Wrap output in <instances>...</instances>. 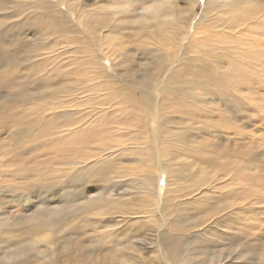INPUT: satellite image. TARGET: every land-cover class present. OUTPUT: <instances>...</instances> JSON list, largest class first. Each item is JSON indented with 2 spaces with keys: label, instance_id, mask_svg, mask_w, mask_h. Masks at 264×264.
<instances>
[{
  "label": "rangeland",
  "instance_id": "obj_1",
  "mask_svg": "<svg viewBox=\"0 0 264 264\" xmlns=\"http://www.w3.org/2000/svg\"><path fill=\"white\" fill-rule=\"evenodd\" d=\"M19 1L24 8L31 0ZM169 1L187 4L146 0L144 6L165 7ZM205 1L198 0L194 9L195 20L205 15L206 20L190 31L196 45L175 73L176 92L168 97L173 104L165 108L157 132V141L162 131L168 136L160 145L166 154L162 151L158 160L163 172L154 206L146 189L152 190L155 183H141L144 178L155 182L157 157L124 148L139 142L128 136L137 131L135 118L145 109L131 103L139 96L132 80L156 63L166 65L169 57L165 49L155 47L168 39L164 33L140 23L145 10L140 1L67 0L74 6L67 15V26L73 28L57 45L53 37L43 35L60 7L46 9L45 15L53 14L43 30L24 31L20 48L10 50L7 59L0 55V264H164L156 258L152 242L165 222L168 230L158 242L168 264H264V36L241 37L250 44H242L245 50L253 54L244 51L245 61L243 53L229 56V47L220 46V23L209 25L212 14L204 12ZM112 2L121 11L112 18L115 28L104 18L107 11L96 12V6ZM6 14L0 10V30L13 20ZM262 15L256 20L264 22ZM32 16L37 23L47 18L42 12ZM84 16L93 23L102 17L111 32L101 28L93 37L83 34L79 22ZM74 38L83 44L62 42ZM1 44L10 47L7 40ZM95 50L109 57L107 66L113 60L121 81L114 77L116 82L106 84L97 77L100 73L89 61ZM221 54L228 55L217 56ZM198 57L207 59L205 73L192 64ZM242 69L245 79L234 72ZM193 81L205 90L218 87L234 99L240 97L235 106L239 115L224 110L218 98L196 92ZM208 108L218 112L204 117ZM203 118L211 129H196L193 121ZM91 132L100 136L92 144L76 141L78 150L70 144L74 136ZM124 136L127 142L121 141ZM148 138L140 142L145 147L153 142ZM67 143L73 147L65 153ZM104 145L106 151L88 158Z\"/></svg>",
  "mask_w": 264,
  "mask_h": 264
},
{
  "label": "bare ground",
  "instance_id": "obj_2",
  "mask_svg": "<svg viewBox=\"0 0 264 264\" xmlns=\"http://www.w3.org/2000/svg\"><path fill=\"white\" fill-rule=\"evenodd\" d=\"M65 1L67 0H55V1H52L51 2L52 4H51L50 2H47V1L44 2L42 0H31L30 2H24L26 7L23 8V6H21V1L19 0H0V10H2L3 12H7V14L5 15L7 16V18L9 17L13 19L11 21L10 27H3L4 29L0 30V42L5 43V40H7V42L10 43L9 44L10 47L7 46L6 48L2 44L0 45V55L2 56V59L5 60L11 55L10 50H18L20 48V44L23 43L22 33L24 31L33 30L36 33V31L38 32L39 30L40 31L43 30V28L46 26V24L50 20L49 17L53 14V12L50 11L51 13L49 16L45 15L44 13L47 11L46 9L60 7L61 11L59 12L55 11L56 15L55 16L53 15L55 18L53 25H51L50 29L47 30L45 34L43 35L45 36L44 37L45 39H49L50 37H53V39L51 40L53 41L52 44L57 45V40L60 37H63L64 35H66V33L70 29L73 28V26H69V25L67 26V22H68L67 15L70 12L72 13L74 11V6L70 2L65 3ZM136 1H140L139 3H142L143 6H144V3L146 2V0H136ZM183 1L184 3H187L183 7H180L178 2H175V1L174 2L169 1L165 7H162L160 5L152 6V7L142 6V9H145V10L143 12V15H140L139 17L140 18L139 21L141 24L143 25H145L146 23L152 24V26L150 27L152 29H155V32L157 30L162 35L164 33V36L168 38V39H162L163 42L160 41L159 43L155 45V47H158L157 49H165V52L169 54V57L165 63L166 65L156 63L153 67L151 68L148 67L141 75H139L137 78L132 80L133 82H135V86L138 87L139 89V94H138L139 96L137 100L132 101L131 103L136 102L138 106L145 108V109L144 111L143 110L141 111L142 115L139 114L140 116H137L135 118L136 122L134 124V128H136L137 131L135 133L132 132L131 133L132 135L128 136L129 138H131V141L138 140L139 142H137L134 146L124 147L125 149L132 152L133 154H142L143 152L145 153L148 152L151 158L157 157L155 159L156 161L153 162V165H154L153 169L156 170V172L158 173V176L155 179V182L153 181V179L149 180L147 178H144L143 182L141 183V185L144 184L147 187L148 186L150 187L152 186L153 183H155L153 184L152 190L149 189L150 190L149 191L148 188L146 189L149 195H151L152 197V200L154 202L153 206L154 204L159 203L158 194L155 197V192H156L155 190L159 189L158 188V185H160L159 184V174L161 175L163 172V168L161 169L160 167L161 163L158 160H159L160 155L166 154L165 148L160 145H162V140L166 139L168 136L167 131H162L159 136L160 139L159 141H157V136L159 135L157 132H158V129L161 127L160 121L165 119V115H164L165 108L173 104V100L172 99L169 100L168 97L172 96V94L176 92L174 90L176 86L172 87V85H175L174 83H172L173 80L175 81L178 78V75L175 73H177L176 71L178 70V67L180 66L181 62L188 56L186 55V53L187 52L190 53V51L196 45V42H194L192 39L193 36L190 37V31H196L197 27L202 25V19L206 17L205 15L201 18L199 17L200 18L199 20L196 19L198 21L195 20L194 9L198 6V0H183ZM260 1L262 4L260 3ZM205 2H206L204 5L205 7L203 9L204 12L210 11V15L212 14V17L209 16L211 17L209 19L210 23L208 22L209 25L215 28L214 25L220 23L219 28H221V32H223L222 40L220 41V46L223 47L222 45H227L229 47L228 48L229 56L231 55L240 56V54L243 53V56L245 57L243 61H245L247 58L244 55V51L247 53L248 56L250 55L252 56L253 54H251V52H248L249 50H245V48L243 47V45H250V44L245 43L243 41L244 39L242 40L241 37L242 38L250 37V36L255 37V35L264 36V22H261L260 20H256L258 19V16L260 18V16L264 13V10H263L264 0L263 1L262 0H206ZM252 3H255L256 5ZM117 9H119V6L116 5V7H114V2H112V4L106 3L100 6L99 5L96 6V12H99V10H104L103 12L107 11L106 16L105 17L103 16V17L106 18V21H108L109 24L111 22V24L113 25V28L117 26V23L115 21H114L115 23H113L112 18L116 14L121 12V11H117ZM25 10L29 11V13L24 12ZM33 12H36V14H39L42 12L43 16L47 17L46 20H41V22L37 23V20L35 18L33 20L34 16L31 17V13ZM253 13H255L256 15H253ZM19 17L21 19L19 21H15V19ZM98 18H100L101 20L96 19L95 23H93V21L90 20L89 17L84 16V18H82L79 22L80 29H81L80 32L88 36L90 35L91 37L95 36L97 33V30L99 31V29L101 28H108V30L111 32V29L109 28V26L107 24H104L105 22H103L102 17H98ZM2 24L3 22L0 23V25ZM237 28L238 30H236ZM187 35H189L188 39L186 38ZM69 39L65 41L64 39H62V42L68 45L71 44V42L73 44H79V45L80 43L83 44L82 39H79V38H74L72 40H69ZM249 39L250 38H248V40ZM183 41H186V42L183 44ZM12 43L14 44L12 45ZM165 45H167L166 48H165ZM89 48L90 50L92 49L91 47ZM201 50H202V46L199 47L198 52H200ZM171 53H174L173 57L170 55ZM228 54H221L217 56L226 57V55ZM256 54L257 53H255V55ZM90 57H91V59L89 60L90 66L92 67V69L100 73V75L97 77H102L103 79H105L107 81L106 84H108V82L109 83L116 82L115 80H113L114 77L118 79L117 82L121 81L122 76L120 74L116 76V73L114 72L113 60L110 59L112 62L111 67L106 65L105 62L109 60L108 59L109 57H107V55H105L104 53L100 51L95 50L94 55H93V51L90 53ZM204 58L205 57H203V59H200L198 57L192 61L193 65H195L197 68L202 69V73H205L208 70V67L205 65L207 59H204ZM160 60L161 59H159V61ZM197 61H201V63L197 64L196 63ZM217 67H218V70L222 69L219 65ZM231 68L235 69L237 68V66L231 65ZM245 71L246 69H242V70H237L234 72H236L237 77H239V75L240 77H242V74H243L244 79H245ZM222 80H224V78ZM191 84L194 85L195 87L194 90L196 92L199 91L200 93H205L204 97L206 98H209V97L218 98L219 101L223 103L224 110L232 109L233 111H235L237 115H239V110L235 106L240 104V100H241L240 97L236 96L239 100L234 99V97H232L230 93L226 92V90H218V87L217 88L212 87L214 89L212 91L205 90L200 85V83H198L197 81H193V83ZM191 84L189 85L190 87H192ZM245 84L246 83H242V86L244 87ZM189 86L183 85V88H187ZM240 89H241V86H237L235 88V91H239ZM188 91H189L188 89L186 91L182 90L183 93H186ZM69 93L70 92L66 94L67 97ZM122 98L123 97H121V99ZM130 98H131L130 96L124 97L125 100L130 99ZM226 104H228L229 107L226 106ZM215 107H216L215 109L220 110V107H217V106ZM215 109L214 108L205 109V111L203 112V116L204 117L205 115L206 117L211 116L212 114L209 115V112L210 113L218 112L217 110L215 111ZM186 119L187 120L185 121H191L190 118H186ZM148 121L151 126L148 124ZM193 122H194L193 124H197L199 126L196 128L197 130H200L201 128L211 129L212 127V125L206 123L207 121H205L204 118L198 119L197 121H193ZM147 124H148L149 130L144 129V127H146ZM227 131L228 130L227 129L225 130L223 127L220 128L221 133H228ZM148 132L149 134H147ZM106 133H108V129L106 130ZM237 134L239 135V132ZM148 135H150V138H148V140L153 141V142H150V144L147 147H145L140 142L145 138V136L147 137ZM98 136L99 135L96 136L92 132L85 136L82 135L81 137L80 135L79 137L78 135H76L71 139L70 144L74 146L76 141H80V140H82L83 145L88 144V143L92 144V142L98 139ZM125 136H127V134ZM125 136L123 137L124 139L121 140L122 142L124 141L127 142V140H129ZM99 139L102 141L104 137H101ZM155 141L159 146L155 145L154 143ZM70 144L68 145L67 143V146H65V153H68L70 149L73 147ZM123 145L124 143L119 144L120 147H122ZM139 146H141L142 148H139ZM73 148L78 150L76 146H74ZM94 150L96 151V153L92 155V157L88 156V158L97 157L96 155L97 153L102 154L103 151H106L105 145L101 149L97 147ZM111 150L114 152L116 148H112ZM162 151L164 152L163 154H162ZM75 154L76 152L73 153L72 155H75ZM95 166H98L97 162L95 163ZM97 173H100V171L97 170ZM166 226H167V223L165 222L163 232L158 234V236H156L157 234L153 235L154 239L152 242L154 251L157 253V257L156 256L155 257L162 260L164 264H168L169 262L167 258L168 256H166V253L164 252L163 248L158 242V239H160L159 237H161L163 233L167 232L168 226H167V229H166ZM222 236L225 237V235H222ZM227 254H230V253H227Z\"/></svg>",
  "mask_w": 264,
  "mask_h": 264
}]
</instances>
